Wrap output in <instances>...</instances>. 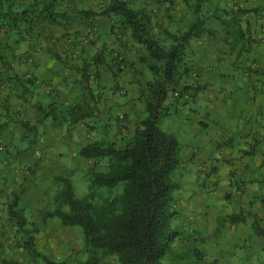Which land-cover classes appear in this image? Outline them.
<instances>
[{"label":"crops","instance_id":"crops-1","mask_svg":"<svg viewBox=\"0 0 264 264\" xmlns=\"http://www.w3.org/2000/svg\"><path fill=\"white\" fill-rule=\"evenodd\" d=\"M45 1L55 2L59 10L68 13L83 9L99 11L110 3V0ZM127 1L136 8L150 11L163 8L161 3L150 0ZM214 1L222 8L229 0ZM235 4L236 9L240 6L246 9L244 14L239 12L245 38L231 48L233 38L227 35L226 26L214 17L213 24L206 25L215 30V34L193 39L181 64L193 77L191 84L199 86L196 98L189 102L182 100L187 104L180 105L170 99L165 104L167 116L162 126L179 139L181 157L188 160L185 169L177 175L181 186L175 198L180 211L177 220L181 215L187 220L185 244L195 245L206 253L196 264H209L215 259L219 264H264V237L253 229L255 222L264 228V0H234L230 7L234 8ZM185 9L193 18L194 8ZM223 10L216 7L215 14L221 16ZM44 24L58 33V40H25L15 44L16 56H32L28 59L30 62L19 65V72L27 78L31 76L33 81L32 86L28 85L31 91L26 94L29 103L25 108L28 112L26 121L35 126L36 139L19 157L0 149L3 180L0 183V213L3 215L0 264H14L21 260V255L27 254L24 243L16 250L14 243L19 234L8 218V203L15 196L27 220L35 223L31 229H37L35 247L41 255L50 261L70 263L88 258L84 237L80 236L81 231L76 226H66L58 217H44L56 207L54 197L59 188L56 177L63 175L72 182L78 172L84 177L91 171L93 162L80 154L81 148L108 138L113 128V132H117L115 125L123 123L124 115L132 120L129 124L132 127L139 116L137 105L144 115L140 95L132 92L129 96L119 97L114 83L118 81L133 91L145 80L136 81L141 78L137 74L135 82L130 84L131 75H125L123 71V77L119 76L115 81L108 66L101 62L92 67L95 72L98 69L103 86L101 100L96 97V105L102 113H91L70 128L66 118H45L37 105H51L59 114L78 103L93 107L96 100H93V94L98 91L93 90L90 94V89H85L80 81L83 73L80 68L97 54L101 58L107 56L108 48L123 49L135 60L137 56L133 49H139L141 45L115 17L75 19L66 25ZM124 29L128 34L124 37L121 33H113ZM88 35L89 39H84ZM116 36L129 41L118 40ZM38 46L50 47L48 50L60 54L62 60L58 61ZM25 50L30 53L23 55ZM33 61L36 63L30 66ZM142 65L139 61L135 63L138 68ZM150 79V76L146 77L147 81ZM122 90L120 92L125 93ZM8 101L12 103L14 97H9ZM111 123L114 125L110 126ZM9 127L13 128L12 125ZM9 127L4 131L5 140L19 144V135L10 132ZM17 128L20 130L21 127ZM135 128L119 139H131ZM124 129L122 127V131ZM19 134L31 139L35 137L34 131L23 126ZM37 150L42 151V157L36 156ZM44 203L50 208L38 210ZM239 213L245 220H229L230 215Z\"/></svg>","mask_w":264,"mask_h":264},{"label":"trees","instance_id":"trees-1","mask_svg":"<svg viewBox=\"0 0 264 264\" xmlns=\"http://www.w3.org/2000/svg\"><path fill=\"white\" fill-rule=\"evenodd\" d=\"M183 1L189 3V0ZM203 1H195L193 19L186 30L174 33L162 28L165 36L172 40L168 45L163 44L154 32L152 11L136 8L127 0H110L99 11L83 9L76 13L61 11L55 2L45 0H0V25L8 23L10 34L16 36L18 42L33 37L37 27L44 23L66 25L75 19L115 17L117 22L130 30L137 43L144 46L147 53L140 61L145 63L153 76L143 97L146 115L136 126L134 136L121 146L115 139L105 138L81 148L80 154L93 162L91 171L86 175L88 193L78 197L70 178L63 175L56 177L59 184L54 197L56 207L44 217H58L66 226L82 227L88 258L70 263L66 260L50 261L41 255L35 247L34 233L37 229L29 227L34 223L27 220L15 196L8 203V218L16 226L17 234L24 238V246L30 255L41 256L50 264H106V259L110 257L119 264H165L170 253L172 261L180 264H192L194 259L205 258V251L192 244L174 249L175 241L181 237V231L175 226L180 214L175 198L181 186L177 175L185 169L188 160L181 157L179 139L160 126L167 115L165 104L180 84V75L183 74L181 64L191 41L215 34V30L206 25V17L202 13ZM239 12H246V9H225L223 15L215 14L216 19L226 26L227 35L233 38L231 48L246 34ZM49 52L58 61L62 60L60 54L52 50ZM100 59L101 55L97 54L94 59L96 66L101 63ZM86 64L80 81L88 89ZM96 73L95 77L98 76V69ZM28 82L33 81L28 79ZM198 88L193 84L185 86L180 93H188L191 98L183 101L194 100ZM37 108L45 118H66L71 124L90 115V106L80 103L69 109L68 117L61 116L51 105L39 104ZM22 124L27 130L34 131L36 136L35 126L27 121H22ZM105 162L106 170L96 169ZM229 220L240 222L245 217L242 213L232 214ZM253 229L264 237V228L259 223L255 222ZM217 263L214 260L209 264Z\"/></svg>","mask_w":264,"mask_h":264},{"label":"rangeland","instance_id":"rangeland-1","mask_svg":"<svg viewBox=\"0 0 264 264\" xmlns=\"http://www.w3.org/2000/svg\"><path fill=\"white\" fill-rule=\"evenodd\" d=\"M150 1H155L158 4H160V3L162 4L163 8H158V10H156V11L152 10L154 32L156 33V36H158L159 40L163 44L169 45V44H171L172 40L165 36V34L162 32V28H166V29H168L174 33H180L182 31H184L186 29V27L189 25V22L193 19V18L188 16L189 12H187L185 8L187 7V8L193 9V6L195 5L196 0H189V3H187V2L185 3L182 0H176L174 2H171L170 0H150ZM233 1L234 0H229L228 4H224L223 3L224 1H223L222 3L224 5L222 6V8H220L221 6L219 7V5L216 4V1L204 0L203 6H202V13L206 17L207 25L209 26V25L213 24L212 20L215 17L216 7L218 9H224V10H225V8L226 9H232L231 7H232ZM230 5H231V7H230ZM236 5L237 4L234 5V8ZM238 8H240V7H238ZM241 14H244V12H242ZM118 24H120V22H118ZM117 27H119V26H115V28H117ZM10 28L11 27L8 23L7 24L3 23L2 25H0V103L2 105V107H0V146H3V151L7 152L9 155L15 154L17 157H19V156L23 155V153L26 150H28L29 148H31V146H33V144H34V141L31 139L30 136H24V134H19V131L22 129V126H23L22 121H26V116L28 114L27 109L25 108V105H27V103H29V98L27 97L26 94L30 93V91H31V88L28 87V85L32 86L31 84H33V82H28V79H31L30 78L31 76H28V78H27L26 74L19 72V68H21L19 65L24 66L25 64H27V61L30 62L28 59L32 58V56H30V57L27 56V58H26L25 56H21V55L16 56L17 54H14L15 53V44L18 42V40H16V36L10 34L11 33ZM113 33H115V34L121 33L122 37H124L125 34H127L125 29L122 31H119V30L113 31ZM73 36L76 38V35H73ZM53 38L58 40L59 39L58 33L55 30H51V28L46 27V24H42V25H39V27H37V29L35 30L34 36L31 38H28L27 40H30V41L31 40H39V39L48 40V39H53ZM116 38L118 40L121 39L123 41H129V40H124L123 38H119L118 36H116ZM52 42L55 43L54 41H52ZM38 49L48 53L49 52L48 49H50V47L38 46ZM51 49H52V47H51ZM118 49H120V48H116V47L115 48H108L107 49V56L102 57L100 59V61L105 63L108 66V70L111 72V74L113 76L112 79L114 78L115 81H116L117 77H119V76L123 77V76H121V75H123V71L126 72L125 75L126 74L131 75L132 79L130 81V84L135 82V75H137V74L140 75L141 78H137L138 80H136V81H139V79L145 80V82H143L140 87H136V90L134 89L133 91H131V89L128 90L125 86H122L120 84V82H118V81H116L114 83V85L116 87L115 92L118 94L119 97L129 96L130 94H133L132 92H134V93L140 95V98H142L141 103L144 106L143 97L145 95L146 86L148 83V81L146 80V77L150 76L151 78H153L152 73L149 70V68L145 65V63L140 61V58L142 56H145L147 52H146L144 46H142V45H141V48H139V49L134 48L133 54L136 55L137 57L135 60H133V59H131V56L129 55V53L122 49V51L126 55L127 67L125 69H119L116 66L109 64L112 62V52L115 50H118ZM27 53L29 54L30 51L25 50V52H23V55H25ZM25 59H27V60H25ZM137 61H139L143 64L142 66H140V68L135 66V63ZM91 62L89 61L86 64L88 67L87 70L92 71L91 73H89L90 75L88 74L89 80L87 81V83L89 84L88 89H90L89 93L92 94L93 90H97L98 93L93 94V100H95L96 97L98 98V100H101L102 95L104 94V92L102 91L103 86L100 82L101 77L99 75V71H98V76L95 77L97 75V73L95 72V70L92 67L93 66L92 64H94V59H92ZM35 63H36L35 61L31 62L30 66H33ZM82 68H80V70ZM135 69H136V73L134 74ZM77 71H79V70H77ZM181 73H183V74L180 75V84L176 87V89L174 91H182L185 86L190 85L192 83L193 77L191 76V74H189L188 71H184L183 68L181 67ZM33 80H35V79H33ZM90 85H91V87H90ZM122 89L125 90V93L120 92V91H123ZM12 96L14 97V101L12 103H9L8 98L12 97ZM171 101L176 102L177 104H180V105L182 103H184L182 100H171ZM191 101H193V99H191ZM4 102H6L7 104L5 105ZM97 102L98 101L96 99L94 102L95 105L93 107L90 106V110H88V113H90V114L91 113L93 114L95 112H97L99 114L102 113L101 108H98L96 105ZM184 104H187V103H184ZM186 110H188V109H186ZM68 111H69V109H67L66 111L62 110L61 111L62 114H60V115L63 117H68V115H69ZM187 112H189V111H187ZM138 114H139V116L138 117L136 116L137 119H135V124H132V127L129 126L130 122L132 121L129 119V117L124 115L122 119L120 118L123 123L116 124L115 127H116L117 132H113L115 130V128H113V130L110 132L112 134L111 135L109 134L108 138L115 139L119 146L124 145L130 139L120 140L119 138L121 137V135H124V133H125V135H127L129 133V129L133 130V128L139 124L141 119L144 118V116L146 115L145 107H144V115H143V112L140 109H138V105H137V115ZM166 116L163 117V119L161 120V123H160V126L164 131L166 129L163 128L162 125H164V121H165ZM112 117L113 116H111L110 119ZM101 120H103V119H101ZM15 123H17L18 125H14ZM19 124H21V125H19ZM9 125H12L13 128L11 129L9 127ZM71 125L72 124L70 123L68 125V127L70 128ZM87 125L91 126L89 123ZM109 125L112 126V125H114V123H111ZM17 126L21 127L20 130L17 128ZM120 126L125 128L124 131H122V127H120ZM8 127L10 128V132H14L15 134L19 135V137H20L19 144H15L14 142L5 140L4 131L7 130ZM93 127H95V126H93ZM96 127H97V125H96ZM168 133H170V132H168ZM33 139H36V136ZM106 167H107V163L105 162L104 164H99V166H96V169L106 170ZM86 175L84 177H82L80 175V173L78 172L74 176V179H73L74 190H75V193L78 197H83L85 194L88 193V181H87ZM1 177L2 176L0 173V183H2V181H3L1 179ZM47 202L49 203V201H47ZM51 203H52L51 206L53 205L52 208H54L55 207L54 202L52 201ZM47 208H50V207H47V205L45 204V205H42V207L38 208V210H40V211L47 210ZM29 214H30V212H29ZM57 219L60 221V218H57ZM186 222H187V220H185L183 218V216L181 215L175 223L176 227L178 226V227H180V229H182L181 230L182 231L181 237L179 239H177L174 243V249H176V250H178L179 248H183L186 245L185 244L186 243V241H185L186 240V237H185V231L186 230L184 229V227L186 226ZM29 227L32 228L31 225ZM76 227H77V229H79V231H81L80 236L84 237L83 228L80 226H76ZM42 240L46 241L47 239H42ZM23 243H24V238H21V236L19 235V238L14 243V245L17 248L16 250L21 248L23 246ZM20 258H21V260L15 262L14 264H45L44 258H42L41 256H32L29 254L28 251H27V254L21 255ZM215 260H217V262L219 261L218 259H215ZM198 261H200V260H198ZM165 262H166L165 264H180V263H176V262L174 263L172 261L171 253L166 257ZM196 262H197V260L194 259L192 264H196ZM106 264H119V263L116 259L110 257V258L106 259ZM217 264H219V262Z\"/></svg>","mask_w":264,"mask_h":264},{"label":"built area","instance_id":"built-area-1","mask_svg":"<svg viewBox=\"0 0 264 264\" xmlns=\"http://www.w3.org/2000/svg\"><path fill=\"white\" fill-rule=\"evenodd\" d=\"M240 8H242L240 6ZM90 35H88V37H85L84 39H89ZM112 65L116 66L119 69H125L127 67L126 65V55L125 53L122 51V49H118L112 52ZM178 98H180L181 100H187L190 99V95L188 93L185 94H181L180 91H175L173 93H171L170 96V100H177ZM0 149H3V146H0ZM36 156L38 158L42 157V151L41 150H37L36 151ZM2 213H0V224L2 225L1 222V218H2Z\"/></svg>","mask_w":264,"mask_h":264}]
</instances>
